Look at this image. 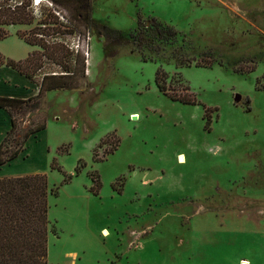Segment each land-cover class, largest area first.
<instances>
[{"label":"rangeland","instance_id":"1","mask_svg":"<svg viewBox=\"0 0 264 264\" xmlns=\"http://www.w3.org/2000/svg\"><path fill=\"white\" fill-rule=\"evenodd\" d=\"M90 10L121 37L51 0L31 24L0 27L13 61L44 51L23 38L56 41L62 59L43 56L35 82L75 83L16 115L19 135L41 119L46 128L1 168L45 174L57 189L47 263L264 264V0H91ZM149 19L174 28L175 42L138 50L128 35ZM158 68L169 94L196 105L159 92Z\"/></svg>","mask_w":264,"mask_h":264},{"label":"trees","instance_id":"2","mask_svg":"<svg viewBox=\"0 0 264 264\" xmlns=\"http://www.w3.org/2000/svg\"><path fill=\"white\" fill-rule=\"evenodd\" d=\"M0 0V27L29 25L33 21L31 14V0ZM67 8L72 15L86 27H96L97 33L108 38L118 39L121 32L107 26L98 25L91 17V0H51ZM56 20L54 15H50ZM44 29L41 32H44ZM178 32L155 19L144 21L136 30L129 33V39L138 49L147 48L153 50L158 44L175 42ZM39 33L33 38H23L27 45H39L43 53H32L24 60L13 61L4 58L0 54V67L10 68L20 75L25 76L37 84L38 92L28 99H16L0 96V109H3L11 119V128L0 143V166L14 161L25 149V143L30 137H34L45 130V120L37 122L22 135L17 132L18 114H24L28 110H36L41 98L46 92L55 90H68L75 83L65 81L64 75L56 73L44 74L40 82L34 81V73L39 70V60L44 56L56 65V61L62 59V54L56 47V43L41 44L42 37ZM22 37V36H21ZM7 38V33L0 30V42ZM43 41V40H42ZM204 66H211L215 59L211 53H207ZM83 66V65H82ZM70 76L69 69H65ZM155 84L159 92L170 100L188 105H196L194 99L185 95L176 97L168 93L165 85L167 78L165 72L158 68L155 73ZM187 91V89H186ZM53 168V166H52ZM94 175V174H93ZM94 185L91 191L97 195L100 188L99 179L93 176ZM71 177L65 178L66 180ZM57 196V189L52 191L48 187L45 174H26L20 176H8L0 178V264H48V234L50 222L48 220V196Z\"/></svg>","mask_w":264,"mask_h":264},{"label":"crops","instance_id":"3","mask_svg":"<svg viewBox=\"0 0 264 264\" xmlns=\"http://www.w3.org/2000/svg\"><path fill=\"white\" fill-rule=\"evenodd\" d=\"M22 60V59H21ZM24 60V58H23ZM37 84L29 80L23 75H20L16 71L0 67V96L16 99H28L37 94ZM11 128V119L8 114L0 109V143L6 136L7 132ZM8 165V164H7ZM7 165L0 166V178L8 176H20V175H8L2 174L1 168Z\"/></svg>","mask_w":264,"mask_h":264},{"label":"built area","instance_id":"4","mask_svg":"<svg viewBox=\"0 0 264 264\" xmlns=\"http://www.w3.org/2000/svg\"><path fill=\"white\" fill-rule=\"evenodd\" d=\"M42 3H44V0H31L32 17H33V14H35V13H33V9H39V7ZM48 4H49V6H51L50 3H48ZM54 13L61 21L65 22L64 18L59 13H57V12H54ZM54 43H56V41H54Z\"/></svg>","mask_w":264,"mask_h":264},{"label":"bare ground","instance_id":"5","mask_svg":"<svg viewBox=\"0 0 264 264\" xmlns=\"http://www.w3.org/2000/svg\"><path fill=\"white\" fill-rule=\"evenodd\" d=\"M86 65H87V67L89 66V60L87 61V64H86ZM183 158H184V157L181 156V157L179 158V161H180V162L184 161ZM107 233H108L107 230H105V229L102 230V234H103L104 236L108 235ZM241 264H248V263H247L246 261H242Z\"/></svg>","mask_w":264,"mask_h":264},{"label":"water","instance_id":"6","mask_svg":"<svg viewBox=\"0 0 264 264\" xmlns=\"http://www.w3.org/2000/svg\"><path fill=\"white\" fill-rule=\"evenodd\" d=\"M236 100H238V97H236Z\"/></svg>","mask_w":264,"mask_h":264}]
</instances>
